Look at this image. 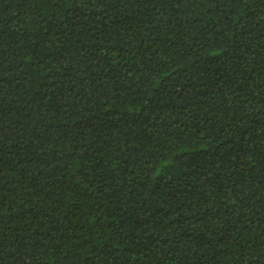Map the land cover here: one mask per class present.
Masks as SVG:
<instances>
[{
  "label": "trees",
  "instance_id": "obj_1",
  "mask_svg": "<svg viewBox=\"0 0 264 264\" xmlns=\"http://www.w3.org/2000/svg\"><path fill=\"white\" fill-rule=\"evenodd\" d=\"M0 264H264V0H0Z\"/></svg>",
  "mask_w": 264,
  "mask_h": 264
}]
</instances>
